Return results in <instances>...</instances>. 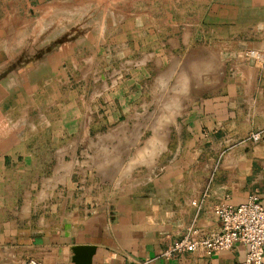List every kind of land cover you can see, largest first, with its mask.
<instances>
[{"label":"crops","instance_id":"0c3cea01","mask_svg":"<svg viewBox=\"0 0 264 264\" xmlns=\"http://www.w3.org/2000/svg\"><path fill=\"white\" fill-rule=\"evenodd\" d=\"M179 1L102 12L103 0H0V264L245 260L242 244L165 254L191 230L219 233V204L264 206V144L240 141L264 128V0H199L193 11ZM55 28L69 39L53 46ZM42 34L47 42L33 43ZM180 76L187 91L167 149L141 183L87 215L57 201L33 209L54 178L75 188L81 147L106 152L113 135H128L132 113L167 94L159 117Z\"/></svg>","mask_w":264,"mask_h":264},{"label":"rangeland","instance_id":"374dc122","mask_svg":"<svg viewBox=\"0 0 264 264\" xmlns=\"http://www.w3.org/2000/svg\"><path fill=\"white\" fill-rule=\"evenodd\" d=\"M103 1L104 2H101L100 4L96 2L94 8H97L102 12L103 10L104 11L114 10L117 12L122 9L124 10L128 8L131 9L132 6H133V10H136L138 8H146L150 11L152 10V8L154 9L158 8L161 10L167 0H107V1L103 0ZM208 1L210 2V0ZM238 1L245 2L247 0H238ZM176 4L180 5L179 9L181 11H186V10L193 11V8L198 7L196 5L199 4V0H180L179 2H176ZM118 14L121 15L120 12ZM112 16L111 17L107 16L106 20L113 18ZM86 17L87 16L82 14L79 20H84L86 19ZM101 18L102 16L97 17V19L99 20H101ZM66 21H68V23H66ZM70 22H71V17L64 16L63 22L58 28L60 29L62 28L61 31L63 32V30L67 27L66 25L71 24ZM55 30L57 29L55 28ZM66 36H67L66 34L62 36L60 31H58V34H56L55 31H53L52 33L48 34V39L46 38V40L48 42H53L54 40L52 44L53 46H56L61 42H66L69 39V37ZM32 38H33V43L35 42V40H37V43L40 40L45 41V43L47 42L45 38L43 40V34L41 35V37L40 35H37V36H33ZM32 52L38 53L40 52V50L32 51ZM181 77L183 80L181 79L179 83L180 87L174 88L175 93H177V95H175L171 99V103L169 104L168 108L165 111H163L162 113L163 115L169 116L173 110L177 114H179L178 109L180 108V105L182 103L180 96H182L184 92L187 91V90L185 91L184 89L185 83L187 81L184 76H180V78ZM164 81L161 83V87L166 86V82ZM175 97L177 98L175 99ZM167 101H168L167 94L165 96H161L159 99L153 95V97L148 100L147 102L148 106L144 108V111L142 110L139 111L138 115L132 113V115L130 116L129 119L131 122H133V124L131 122L129 123L128 126L129 129L127 135L128 139H126L125 137L127 136H124L123 134H119L118 136L113 135V137H115V141L113 144L110 145V147L108 146L109 150H107L106 152H104L103 150L104 147H101L99 145H97L96 147L92 145L90 146L85 145L81 147L79 149L78 159L75 161L74 172L76 173L74 174L73 179H71V182L74 184L72 185V187L75 188L69 189L68 185L64 184L65 183L64 179H62V181L60 182V180H58L59 178H54L52 181H51L52 177L48 178L51 182L48 183L47 186L56 185L57 189L55 188L54 191L50 190L47 193H43L44 196L45 194L47 195L42 199H40L41 195L39 192L34 193L31 197V201H33V205H32L33 209L35 208V206L36 207L38 206L39 208L44 205H45L44 208H46L47 206H50V204L52 203L56 204L57 201L59 205H61L62 203H66L68 207L67 208L68 211L74 208H77L79 210L80 208V214L87 215L91 213L93 210L99 209V207L105 204L106 202L116 200L117 197H119V195L127 192L128 189L134 186L135 184L141 183L142 179L146 177L147 175L146 173L148 172V170H150L148 168H152V167H149L146 164H141V165L138 164L132 168L134 169L138 167L137 169H134L130 173H126L125 175H123V173L129 170L128 167L132 163V159L136 155L138 149L144 148V146L147 145V142L154 136L152 126L155 125L156 120L159 121V119L163 116L161 114L160 118L157 119V116L159 115L158 114L159 109L162 106L166 105L168 103ZM136 123L140 125L139 127L140 129L138 130H135L136 127L133 128L134 125H136ZM168 130L169 129L167 128L166 129L167 134H168ZM136 134H139L140 137L139 139H136V143H135ZM171 138H172V134H171ZM156 161L153 163V167ZM138 171L140 172V177L135 178L134 174H136ZM41 184L42 183L40 182L39 185L41 186ZM44 208L43 210H45ZM33 209L31 208V210Z\"/></svg>","mask_w":264,"mask_h":264},{"label":"built area","instance_id":"2783aa9c","mask_svg":"<svg viewBox=\"0 0 264 264\" xmlns=\"http://www.w3.org/2000/svg\"><path fill=\"white\" fill-rule=\"evenodd\" d=\"M256 57L254 51L250 52ZM242 143L252 145L264 144V128L251 132ZM214 213L221 223L219 233L205 235L197 230H191L177 241L169 255L174 252H199L207 254L232 250L242 244L247 248L246 258L240 264H264V206L251 197L248 202L236 208L219 204L214 207ZM27 264H41L31 259ZM139 264H152L150 261Z\"/></svg>","mask_w":264,"mask_h":264},{"label":"bare ground","instance_id":"6f19581e","mask_svg":"<svg viewBox=\"0 0 264 264\" xmlns=\"http://www.w3.org/2000/svg\"><path fill=\"white\" fill-rule=\"evenodd\" d=\"M181 79H182V77H181ZM184 89L187 90V84L186 83H185ZM176 98L177 97H175V99ZM173 109H176V108H173ZM172 112L170 113L169 116L162 114L163 116L161 118H160L161 115L159 117H157V119L160 118L159 121L156 120L157 123L152 126V130H153L154 136L147 142V145L144 146V148L138 149L136 155L132 159V163L128 167L129 170L124 172L123 175H125L126 173H130L133 170L132 168L135 165H138V164H140V165L141 164H146L149 167H153V163L159 158L160 154H162L165 151L166 147H167V138H168L167 135L169 133L167 134L166 129L168 128L169 124L175 122V120H176V118L178 116L177 113H175L174 110ZM137 138H138V136H137ZM128 142H131V141H128Z\"/></svg>","mask_w":264,"mask_h":264},{"label":"water","instance_id":"95a60500","mask_svg":"<svg viewBox=\"0 0 264 264\" xmlns=\"http://www.w3.org/2000/svg\"><path fill=\"white\" fill-rule=\"evenodd\" d=\"M82 250H85V252L87 251V252H90V253L93 252V249H91V250L82 249ZM82 250L80 249V251H82ZM77 251H78V250H77ZM90 253H89V254H90Z\"/></svg>","mask_w":264,"mask_h":264}]
</instances>
